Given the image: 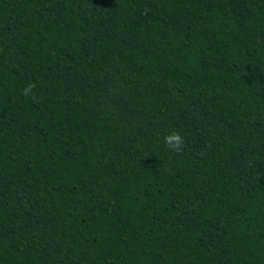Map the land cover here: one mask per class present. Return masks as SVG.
<instances>
[{"label": "trees", "instance_id": "obj_1", "mask_svg": "<svg viewBox=\"0 0 264 264\" xmlns=\"http://www.w3.org/2000/svg\"><path fill=\"white\" fill-rule=\"evenodd\" d=\"M0 264H264V0H0Z\"/></svg>", "mask_w": 264, "mask_h": 264}, {"label": "clouds", "instance_id": "obj_2", "mask_svg": "<svg viewBox=\"0 0 264 264\" xmlns=\"http://www.w3.org/2000/svg\"><path fill=\"white\" fill-rule=\"evenodd\" d=\"M33 87L34 85L32 84L25 86L23 89L24 94L28 95ZM163 142L167 149L176 153H179L182 150L185 143L183 135L176 130L169 131L166 135H164Z\"/></svg>", "mask_w": 264, "mask_h": 264}]
</instances>
